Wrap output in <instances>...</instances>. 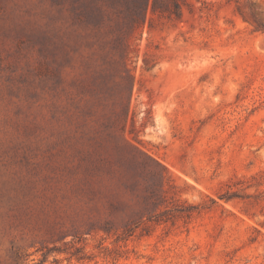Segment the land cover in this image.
<instances>
[{"label": "rangeland", "instance_id": "1", "mask_svg": "<svg viewBox=\"0 0 264 264\" xmlns=\"http://www.w3.org/2000/svg\"><path fill=\"white\" fill-rule=\"evenodd\" d=\"M98 3L0 0V264H264V0Z\"/></svg>", "mask_w": 264, "mask_h": 264}, {"label": "trees", "instance_id": "2", "mask_svg": "<svg viewBox=\"0 0 264 264\" xmlns=\"http://www.w3.org/2000/svg\"><path fill=\"white\" fill-rule=\"evenodd\" d=\"M98 12V22L116 19V22L122 24L126 28V32H134L140 28L146 21L148 11L161 16L169 18H175L181 20L183 16V7L191 6L190 0H99V3L95 5ZM161 180L165 179L163 174L160 175ZM169 179H166L167 184L170 186ZM235 195L232 193L227 197H220V199L230 200ZM158 197L160 198L159 194ZM156 199H153L152 205L157 204ZM158 206L156 205L153 212H157ZM158 213H154L145 218V215L136 217L135 221L122 227V232L131 236L134 233V229L138 228L144 219L149 222L153 221V217ZM137 220V221H136ZM158 222V221H157ZM133 225V227H131ZM105 233H110L112 229L110 227H104ZM118 229H116V232Z\"/></svg>", "mask_w": 264, "mask_h": 264}]
</instances>
